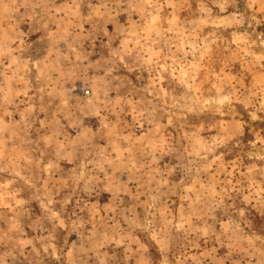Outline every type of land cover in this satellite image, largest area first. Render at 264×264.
I'll use <instances>...</instances> for the list:
<instances>
[{
  "label": "rangeland",
  "instance_id": "obj_1",
  "mask_svg": "<svg viewBox=\"0 0 264 264\" xmlns=\"http://www.w3.org/2000/svg\"><path fill=\"white\" fill-rule=\"evenodd\" d=\"M0 264H264V0H0Z\"/></svg>",
  "mask_w": 264,
  "mask_h": 264
}]
</instances>
